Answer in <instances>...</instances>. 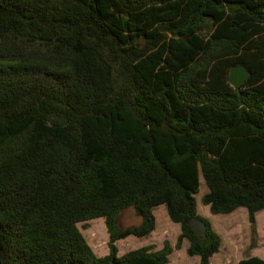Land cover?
I'll return each instance as SVG.
<instances>
[{"label": "trees", "instance_id": "16d2710c", "mask_svg": "<svg viewBox=\"0 0 264 264\" xmlns=\"http://www.w3.org/2000/svg\"><path fill=\"white\" fill-rule=\"evenodd\" d=\"M243 65L242 86L228 80ZM264 210V0H0V264H169L119 255L165 205L211 264L198 213ZM133 209L140 223L120 228ZM205 221L198 237L192 218ZM104 218L109 253L78 227ZM238 264H264L248 256Z\"/></svg>", "mask_w": 264, "mask_h": 264}, {"label": "rangeland", "instance_id": "374dc122", "mask_svg": "<svg viewBox=\"0 0 264 264\" xmlns=\"http://www.w3.org/2000/svg\"><path fill=\"white\" fill-rule=\"evenodd\" d=\"M206 192L207 188L201 178L200 191L196 194L198 213L209 220L221 237L220 250L212 256L211 264H238L248 256H259L264 259V210L256 214L254 234L245 208H239L231 214H212L209 207L201 201ZM154 214L157 222L154 232L145 238L129 236L117 241L119 255L150 245L151 250L158 251L167 241L172 247L169 264H199L198 256L188 255L186 240L183 241L181 248L176 247L181 227L170 220L165 205L156 208ZM139 223V218L131 208L120 213L118 218V226L122 229ZM78 227L97 256L102 257L109 253L110 238L104 218L79 223Z\"/></svg>", "mask_w": 264, "mask_h": 264}, {"label": "water", "instance_id": "95a60500", "mask_svg": "<svg viewBox=\"0 0 264 264\" xmlns=\"http://www.w3.org/2000/svg\"><path fill=\"white\" fill-rule=\"evenodd\" d=\"M250 77L249 70L243 65L233 67L228 75L230 84L234 87H240ZM189 225L196 236L201 237L205 235L207 231V225L204 220L199 218H192Z\"/></svg>", "mask_w": 264, "mask_h": 264}]
</instances>
